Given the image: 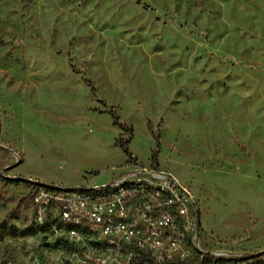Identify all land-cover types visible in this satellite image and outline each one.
<instances>
[{"label": "rangeland", "instance_id": "obj_1", "mask_svg": "<svg viewBox=\"0 0 264 264\" xmlns=\"http://www.w3.org/2000/svg\"><path fill=\"white\" fill-rule=\"evenodd\" d=\"M136 163L262 264L264 0H0V264L43 254L29 181L102 187Z\"/></svg>", "mask_w": 264, "mask_h": 264}, {"label": "built area", "instance_id": "obj_2", "mask_svg": "<svg viewBox=\"0 0 264 264\" xmlns=\"http://www.w3.org/2000/svg\"><path fill=\"white\" fill-rule=\"evenodd\" d=\"M132 165L102 187L29 181L32 224L43 241V254L31 264L256 263L257 254L231 252L208 239L187 187Z\"/></svg>", "mask_w": 264, "mask_h": 264}, {"label": "trees", "instance_id": "obj_3", "mask_svg": "<svg viewBox=\"0 0 264 264\" xmlns=\"http://www.w3.org/2000/svg\"><path fill=\"white\" fill-rule=\"evenodd\" d=\"M114 124H117L123 131H125V127L122 126L121 124H118L117 121L114 122ZM130 128L128 129V131L130 132ZM115 145L118 146L119 148H121V150L123 151L124 155L126 156V158L129 160L131 158V153L128 149V141H121L120 138H118L116 141H115ZM159 144L157 143V148H158ZM153 159L156 158V152L153 153V156H152ZM23 181V180H21ZM262 264H264L262 261H261Z\"/></svg>", "mask_w": 264, "mask_h": 264}, {"label": "water", "instance_id": "obj_4", "mask_svg": "<svg viewBox=\"0 0 264 264\" xmlns=\"http://www.w3.org/2000/svg\"><path fill=\"white\" fill-rule=\"evenodd\" d=\"M262 254H263V252H262Z\"/></svg>", "mask_w": 264, "mask_h": 264}]
</instances>
